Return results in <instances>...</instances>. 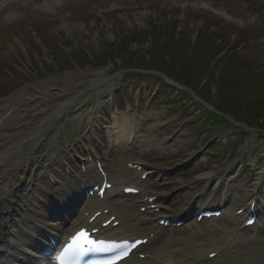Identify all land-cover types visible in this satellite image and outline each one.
Returning a JSON list of instances; mask_svg holds the SVG:
<instances>
[{"label": "rangeland", "instance_id": "obj_1", "mask_svg": "<svg viewBox=\"0 0 264 264\" xmlns=\"http://www.w3.org/2000/svg\"><path fill=\"white\" fill-rule=\"evenodd\" d=\"M202 2L226 10L229 19L221 14L214 16L215 14L207 9L201 10ZM240 30L246 33L238 41L241 45H245L246 52L250 56L244 57L241 68L254 69L256 76L264 79V47L258 45L264 38V0H16L8 7L1 8L0 98L13 91H23L25 87L36 83L66 87L64 81L72 80L75 76L81 77L80 72L105 69V77L100 82H96L99 84L85 87L75 93L71 92L73 103L62 110L61 117L47 119V122L41 126L42 137H37L31 142L30 149L36 158L31 167V173L37 182L34 183L39 182L40 178L37 174L41 171V164L53 166L54 156L57 153L65 155L68 161L83 154L82 149L78 148L83 137L90 142L83 140L85 147L91 150L98 149V154L111 175L115 174L114 171L117 169V164L113 161L125 155L129 159H139L152 166L172 167L207 148L204 144L210 136L203 140L199 133H203L204 129L201 128H208V125H201L203 118L197 120L191 117L195 115L197 108L192 98L184 96L180 91L177 94L178 92H174L175 89H169L164 85L153 91L155 82L147 79L140 80L141 83L133 81L132 88H128L130 84H125L128 78L123 76L121 71L128 62L132 66L138 63L150 65L152 68L156 64L159 69L171 73L173 78L177 77L179 82L185 83L181 74L187 71L183 76L187 74L190 76L189 86L198 96L209 101L213 100L218 105L221 100L222 103H233L232 108L249 112L254 122L250 127L231 123L229 118H226L231 125L225 124L227 128L221 129L219 133L222 135L223 132L235 128L242 134L241 138L246 137L245 148L241 144L238 147L231 144L228 148L224 147L222 155L217 156L222 158L203 157V163L201 159L192 171V168L181 171L172 169L170 175L166 173L162 175V179L166 182H154L151 187L159 192L168 193V189H173L177 179L181 177L188 181L187 179L195 175L205 171H215L218 168V174L223 179L232 176L231 172L235 164H238L239 168L249 169L246 165L251 155L264 148V97L258 90L254 92L249 90L250 79L247 75L241 72L242 75L236 78V85L224 87L226 84L219 85L207 78L210 73L209 66L214 65L216 61L214 59L204 58V61L197 59L196 63L200 62L197 70L182 68L177 70L180 74L175 75L174 60L164 61L153 58L154 53L158 56L157 50L160 49L161 43L175 39L177 45H180L181 40V43H187V48L191 49L201 41H207L208 44L212 39L219 37L220 49L234 50L240 48L235 37V33ZM186 52L190 55L188 51ZM219 56L216 58L219 59ZM206 65L208 68L205 74ZM143 67L144 65L141 68ZM67 74L71 76L70 79L66 78ZM53 78L55 80L50 81ZM221 88L226 90V98ZM113 91L112 96H116L114 106H119L117 110H120V105L123 106L125 102L142 101V104L136 105L137 108L133 109L130 106L129 111L130 115L132 113L139 117L136 120L139 132L154 139L164 138L170 148L176 150L170 154L159 150L145 152L134 147L125 153L108 150L104 129L98 131L94 119L89 128L85 125V118L87 116L92 118L93 113H97L109 120L112 110L109 111L106 106L103 108L101 104ZM34 95L37 93L35 92ZM171 102L177 105L175 109ZM10 109L13 110L12 107ZM164 118L169 122L162 126L160 121ZM189 120H195L190 123H198V128L201 129L199 133L192 131L189 125L185 124ZM249 138L251 141L247 140ZM109 154L113 157L112 160L108 158ZM258 161L261 162L262 159L259 157ZM238 178L236 182L242 179L241 176ZM252 179V174L248 173L247 180ZM236 182H229V191L233 190ZM194 184L189 190L192 194L201 192L206 185L205 181ZM182 202L183 200L174 199L165 203L179 207ZM34 212L37 213L36 210ZM240 221L233 222L227 216L216 221L191 223L183 229L167 231L166 233L174 241L168 249L172 252L174 245H181V239L190 235L194 236L193 240L200 239L205 242L204 245L215 241L223 243L224 234L214 229L213 224L217 222L225 224L226 227H235L241 223ZM243 233L247 239L256 235L259 239L239 241L241 245L234 247L245 251L252 264H264V224L259 228L243 230ZM240 259L243 260L244 257L241 256ZM240 263L243 262L240 261L238 264ZM245 263L248 264L249 261Z\"/></svg>", "mask_w": 264, "mask_h": 264}, {"label": "bare ground", "instance_id": "obj_2", "mask_svg": "<svg viewBox=\"0 0 264 264\" xmlns=\"http://www.w3.org/2000/svg\"><path fill=\"white\" fill-rule=\"evenodd\" d=\"M104 70L105 69L80 72L82 76H75L72 78V80L70 79L71 76L67 74L66 78L70 80L68 81L66 79V81H64L66 87L63 85H57L56 87H53L51 84L46 85L42 83H36L32 86L34 90H25L23 93H19L20 95L12 94L2 100V103L0 104V264H22L18 263L20 259L30 261V259L28 260L26 255L20 250L25 248V246L35 245L38 241L37 238L32 237L33 232L28 230L30 221H27V212L24 210L26 193L31 188L30 186L33 185V174L31 173V167L36 160L35 155L30 149L31 142L37 137L40 138L39 131L42 124H45L46 120L51 116H57L58 108L61 109L67 104V102L73 101L72 98H70L72 96L71 92L75 93L80 89L89 87L95 82H100V80L105 77ZM54 80L55 79L53 78L50 81ZM30 92H36L37 95H33ZM13 104L16 106L12 111L10 109V105ZM112 118L114 119L113 129L111 127L108 128L110 129L109 135L113 134L114 130L117 131L116 127L122 126H124V128L121 129L123 131L125 129H129L130 133L137 131L136 126L131 123L133 120L124 113L112 116ZM116 136L118 135L116 134ZM124 136H118V138L110 139L111 144L115 143L116 141L120 142V140H117L120 138L124 140ZM149 139L151 140L152 138L150 137ZM26 144H28V146H26ZM164 146H166L165 142H162L161 140L155 143V149H161L164 151L166 150L169 152L170 148L165 149ZM126 161L127 160H125V163H127ZM258 168L260 171L256 173L253 183L247 188H244L243 184L240 186L241 191H243L242 196L255 195L256 189L254 188H258V186L262 184V181L264 180V166H259ZM151 169L152 168L148 167L147 170H145L147 174H152ZM118 172L120 173V170ZM128 173L133 175V177L131 179H127L126 181H121V183H129L133 185L140 184L139 181H136L134 178L137 175L136 172ZM212 174V172H204L203 175L193 177L192 180L194 182L195 180L197 181L199 179L205 178L210 179L211 181H217V177H214ZM118 178H120V176ZM109 179L112 181L115 180L116 177H110ZM178 181V185L182 186V189L187 188L192 184V182L181 178L178 179ZM72 183H74L73 179H66L65 182L61 184V188L64 191V200L66 201L64 206L66 209H69V211H71L72 208L70 204L72 205V203H74V199L72 197L73 192L77 197H80L76 192L78 186L77 180L74 184L75 186L73 187V191L69 186ZM121 183L120 185H122ZM183 183L186 184L183 185ZM214 188H212L213 191ZM38 189L41 190L40 188ZM117 189L118 188L115 186V188L111 189L109 193H114L115 190L117 191ZM185 191V196H187L189 192L187 189H185ZM204 192L205 191L203 189V195ZM140 193L142 196H154V199L150 202L156 204L158 207L156 212L153 211L154 215L175 217L179 215L182 209H186V206H188L190 203L189 198H186V206H182L177 209H170L159 201L160 197H163V193H148L144 189H141ZM236 195L237 194H235V197ZM42 198L45 199L46 203H48L49 198L45 196ZM50 201H52L51 198ZM206 201L208 200L205 199L204 203H206ZM199 203L204 205V203L201 201ZM67 204H69V207H67ZM84 204L85 205L82 214L89 208L88 206L92 204V201H87ZM142 205H149V203L145 201ZM105 207L111 208L109 214L115 215L116 220L119 221L116 227H107L108 229L105 231L107 233H118L122 237H140L150 236V234H152V237H150V242L157 238L160 234V231L154 228H150L147 233L142 234L141 229L138 227V224L135 220L136 216L134 214L132 215V213L130 216L128 215V212H134V210L128 208L125 205L120 207H111L105 205ZM100 208L102 207H94L89 215L86 216V218L84 217V220H82L78 225L83 224L88 219V217L94 213L95 210ZM48 210L51 212L49 208ZM60 212H63V210L61 209ZM227 215H229V213L226 212V216ZM105 219V216H100L95 223ZM40 220L45 226H48L50 230H54L57 233L60 232V235H62L61 229L64 225L63 223L61 224L53 220L49 221L45 213L40 218ZM95 223H93L92 226H95ZM227 232H231L234 236V239L237 238V234H239L238 230H227L225 231V234H227ZM164 240L165 237H163L159 246L148 252V255L145 258L140 260L136 257L129 256L126 261L120 262L119 264H193L192 262L194 261H203V248H198L196 245L194 246L192 244H188V247L184 252V259H178L172 256V252H169L165 247H162ZM210 249L211 250L206 252L205 256L208 253L216 251L217 249L222 250L223 247L217 245L216 248H213L212 246ZM198 252L199 254H197ZM245 260H248L246 255Z\"/></svg>", "mask_w": 264, "mask_h": 264}, {"label": "snow or ice", "instance_id": "obj_3", "mask_svg": "<svg viewBox=\"0 0 264 264\" xmlns=\"http://www.w3.org/2000/svg\"><path fill=\"white\" fill-rule=\"evenodd\" d=\"M117 247L120 245H105L103 241H100L98 246L96 241L88 238L87 232L80 231L71 238V241L58 254L57 259L60 264H66L67 261L83 256L87 252L112 250Z\"/></svg>", "mask_w": 264, "mask_h": 264}, {"label": "trees", "instance_id": "obj_4", "mask_svg": "<svg viewBox=\"0 0 264 264\" xmlns=\"http://www.w3.org/2000/svg\"><path fill=\"white\" fill-rule=\"evenodd\" d=\"M165 51H161V53H160V55H159V57H157V58H155L156 60L157 59H159V60H166V61H171V57H169L168 59L166 58H164V57H160L161 56V54H163ZM126 65H132V64H130V62H128ZM154 66H156L157 68H158V66L155 64ZM182 68H185V69H187V68H189V67H180V66H178L177 67V69H182ZM177 73V72H176ZM175 73V74H176ZM185 73H187V71L185 72ZM184 73V74H185ZM178 74H180V73H178ZM184 74H181V78L184 80V81H186V83L188 84V83H190V81H188L189 79H190V76L187 74V75H185V76H183ZM221 91H222V94H223V96L225 97L226 96V94H225V92H226V90L224 91V88H221ZM224 91V92H223ZM220 93H218V95H219ZM230 98H231V96H229ZM226 98V97H225ZM232 99H233V97H232ZM231 99V100H232ZM223 101L221 100V103L219 104V106L221 107V109H223V110H225L226 112H229L235 119H237V120H242V121H244L245 120V122L246 123H248V124H252V123H254L253 122V117L250 115V113L249 112H241V110L240 109H235V108H232V106L231 105H233V103H227V102H224V103H222ZM232 102H235V101H232ZM243 102H245V101H243ZM240 106V105H239ZM254 120H256V119H254ZM258 120V119H257Z\"/></svg>", "mask_w": 264, "mask_h": 264}]
</instances>
